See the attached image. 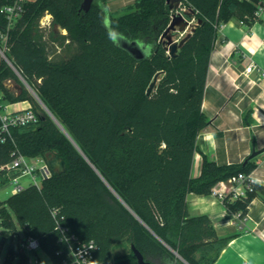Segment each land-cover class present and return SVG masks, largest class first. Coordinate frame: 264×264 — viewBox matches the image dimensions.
<instances>
[{
  "label": "trees",
  "instance_id": "16d2710c",
  "mask_svg": "<svg viewBox=\"0 0 264 264\" xmlns=\"http://www.w3.org/2000/svg\"><path fill=\"white\" fill-rule=\"evenodd\" d=\"M82 1L27 0L9 32L7 56L71 137L34 107L38 120L14 128L13 139L0 142V166L15 148L30 158L58 155L66 162L41 188L0 199L1 244L17 230L16 216L50 258L37 264H67V252L58 253L64 243L51 215L59 208L70 231L98 244L97 264H138L131 242L153 264H183L173 250L190 264H213L228 238L216 234L208 215L190 214L189 194H210L218 182L249 174L253 164H219L203 154L200 175H192L198 137L209 123L202 105L221 26L233 17L251 26L258 20V0H181L194 23L176 56L163 37L176 2L136 0L114 14L107 0H94L88 12L80 9ZM8 2L0 0V8ZM47 14L51 26L42 24ZM6 25L0 11V28ZM112 32L144 43L150 54L137 60ZM17 77L0 63L5 98L36 104L24 85L7 89L6 80ZM5 184L0 172V187ZM258 194L264 200V185L252 182L247 197L226 205L246 213ZM120 243L130 251L114 258L112 248ZM8 255L6 264L15 255L16 264L29 262L14 245Z\"/></svg>",
  "mask_w": 264,
  "mask_h": 264
},
{
  "label": "crops",
  "instance_id": "0c3cea01",
  "mask_svg": "<svg viewBox=\"0 0 264 264\" xmlns=\"http://www.w3.org/2000/svg\"><path fill=\"white\" fill-rule=\"evenodd\" d=\"M111 12H124L136 0H107ZM119 13V14H120ZM63 31V30H62ZM64 32L63 34H65ZM255 63L250 73L246 67ZM264 19L251 26L237 17L224 23L212 52L203 111L209 123L198 137L192 175L201 173L203 154L219 164L243 163L250 158L253 169L249 177L264 185ZM11 91L19 87L5 82ZM21 101L24 103H21ZM12 102L13 108L31 105L29 100ZM23 104V105H22ZM248 161V162H249ZM12 195V193H10ZM192 216L206 214L214 224L216 234L228 242L213 264H264V200L252 197L243 228L236 214L226 203L210 194H189Z\"/></svg>",
  "mask_w": 264,
  "mask_h": 264
},
{
  "label": "built area",
  "instance_id": "2783aa9c",
  "mask_svg": "<svg viewBox=\"0 0 264 264\" xmlns=\"http://www.w3.org/2000/svg\"><path fill=\"white\" fill-rule=\"evenodd\" d=\"M26 1L9 0L8 3H5L0 8L1 13L7 19V25L0 28V63L5 61L11 67L13 63L6 54L9 32L22 16ZM255 15L258 20L264 19V0L257 1ZM50 20L51 15L47 14L43 18L42 24H50ZM241 23L244 24L243 21ZM254 68H256V64L250 63L246 67V72L250 73ZM261 74L264 75V72ZM12 106L13 103L5 98V91L0 85V142H7L9 139H13L14 128L26 126L38 120L37 113L32 105L17 109ZM0 172H3L7 184L12 186V194L21 192L30 186L41 188L43 182L53 174V170L50 168L46 158H30L17 148L12 150L11 159L0 166ZM24 178L27 180L23 181L22 179ZM252 182L249 174L240 172L231 176L228 180L218 182L212 192L218 195L224 203H227L228 200L233 201L247 197ZM51 215L55 222V229L60 235V240L64 243V247L58 253L66 251L68 254L69 260L65 262L67 264H97L95 257L98 244L94 240H82L78 234L70 231L69 227L64 224V216L60 215L59 208H52ZM236 217L239 219L240 227L243 228L248 219L247 214L240 211L236 214ZM11 237V243L15 244V249L18 252H23L25 248L31 251H37L38 249L44 251L37 237L27 234L24 240L18 230L11 233ZM39 260L41 259L39 258L37 262ZM28 264H31L30 259Z\"/></svg>",
  "mask_w": 264,
  "mask_h": 264
},
{
  "label": "water",
  "instance_id": "95a60500",
  "mask_svg": "<svg viewBox=\"0 0 264 264\" xmlns=\"http://www.w3.org/2000/svg\"><path fill=\"white\" fill-rule=\"evenodd\" d=\"M94 0H83L81 4V10H84L85 12H88L93 4ZM172 2H176L175 4L171 3V7L173 9H176V13L172 16L171 22L166 29L164 33V38L166 39L167 45H168V50L169 54L171 56H176L177 51L179 47L183 44L185 41L186 37H183L180 40H174L173 35L175 32H177L178 27L181 29H185L187 26L191 25L192 28V15L190 11H186L184 9H181V0H172ZM56 29L59 31H62L63 28L60 24L56 25ZM193 31V29H192ZM112 37L118 42V44L127 50L134 58L137 60H142L145 59L151 52L150 47L146 46L144 43L138 41V40H130L120 34H116L112 32ZM14 71L19 75V77L22 79V81L26 84V86L35 94L37 99L40 101L44 109L55 119V121L62 127V129L68 134L66 129L60 124V122L56 119V117L52 114V112L49 110V108L44 104V102L40 99V97L37 95V93L33 90V88L30 86V84L26 81L24 76L21 74V72L13 65L12 66ZM157 77L158 74L155 76L154 80L150 84L148 88V93L152 91V89L155 87L156 82H157ZM7 87V86H6ZM8 90H10L9 87H7ZM69 135V134H68ZM69 137H71L69 135ZM72 139V138H71ZM260 151H253V153L244 161L246 164L250 158L254 157L257 155ZM47 162L50 166V168L55 171L57 170L58 172H63L66 169V162L64 158L58 156V155H52L47 158ZM123 201V200H122ZM134 213V212H133ZM132 251L134 252L138 264H153L150 261L146 260L143 256V254L140 252V250L135 246L134 242H131L130 244ZM173 250V249H172ZM177 256H179L181 259L182 256L175 250H173ZM184 260V259H183ZM185 261V260H184ZM188 263V262H186ZM189 264V263H188Z\"/></svg>",
  "mask_w": 264,
  "mask_h": 264
},
{
  "label": "rangeland",
  "instance_id": "374dc122",
  "mask_svg": "<svg viewBox=\"0 0 264 264\" xmlns=\"http://www.w3.org/2000/svg\"><path fill=\"white\" fill-rule=\"evenodd\" d=\"M184 10L188 11V9H184ZM113 13L114 14H119L120 12L119 13L118 12H113ZM192 23H194V20H192ZM51 25L52 24H50V26ZM190 30H191V25L187 26L185 29H181L180 27H178L177 32H175V34L173 35L174 40L181 39ZM59 32L64 33V32H67V30L64 28L63 31H59ZM6 82L9 83V84H12L15 87H20L21 85H24L29 90V92H30L32 98L34 99V101H36V104H35V102L33 103L31 100H29L31 102V105L33 107H36V110L38 111V113L39 112L41 113V109H44V107L42 106L40 101L37 99L35 94L22 81V79L19 77V75H18V77L16 79H8V80H6ZM21 103H23V102L21 101ZM44 111L49 116H51L45 109H44ZM22 180L26 181L27 179L24 178ZM11 189H12V186L9 185V184H5L4 186L0 187V199L1 200H6L10 196ZM14 219H15V228L20 233L22 239L25 240L26 237H27V233H26L25 229L23 228V226L21 225V223L19 222V220H18V218L16 216H15ZM2 232H3V228L0 227V264H6V259L9 256L8 254H9L10 245H14V247H15V244L11 243V241H12V237L11 236L7 237V239L3 242V244H1L2 239H3V233ZM104 245H105L104 242H102V243L100 242V252H99L100 255H104ZM129 251H130V246H129L128 243H120V244L115 245L112 248L111 256H113L114 258H119V257H123V256L126 257L128 255V253H129ZM23 253H25L27 256H29L31 264H37V260L39 258L44 263H48L50 261L49 256L44 251H42L41 249H38L37 251H31V250H28V249L25 248ZM174 254L176 255V257H178V259L181 261V263H183V264H188L189 263L185 258L182 257L185 260L184 261L179 256H177V254L175 252H174ZM18 258H19V256L15 255V257L13 258L12 264H16ZM186 262H188V263H186Z\"/></svg>",
  "mask_w": 264,
  "mask_h": 264
}]
</instances>
